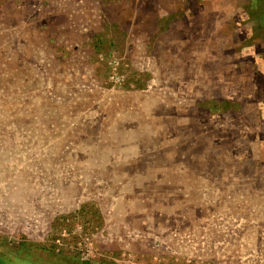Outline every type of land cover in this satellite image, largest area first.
Here are the masks:
<instances>
[{"label":"rangeland","instance_id":"1","mask_svg":"<svg viewBox=\"0 0 264 264\" xmlns=\"http://www.w3.org/2000/svg\"><path fill=\"white\" fill-rule=\"evenodd\" d=\"M0 264H264V0H0Z\"/></svg>","mask_w":264,"mask_h":264}]
</instances>
